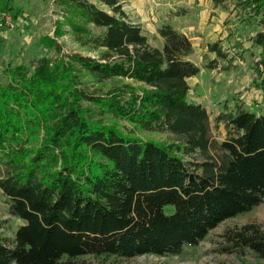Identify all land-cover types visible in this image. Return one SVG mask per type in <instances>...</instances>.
<instances>
[{"label":"trees","instance_id":"16d2710c","mask_svg":"<svg viewBox=\"0 0 264 264\" xmlns=\"http://www.w3.org/2000/svg\"><path fill=\"white\" fill-rule=\"evenodd\" d=\"M122 1L53 0L58 18L44 47L55 55L1 70L0 191L23 223L0 235V264L179 255L264 198V0H230L255 27L253 81L263 94L254 109L236 103L214 117L226 134L220 141L210 137L205 107L188 99L187 79L201 70L188 59L190 38L164 21L162 47L152 46ZM62 35L92 56L64 53ZM208 50L227 58L216 42ZM222 237L220 252L264 260L258 224L228 227Z\"/></svg>","mask_w":264,"mask_h":264},{"label":"rangeland","instance_id":"374dc122","mask_svg":"<svg viewBox=\"0 0 264 264\" xmlns=\"http://www.w3.org/2000/svg\"><path fill=\"white\" fill-rule=\"evenodd\" d=\"M232 5L230 0L218 7H214L211 0L122 1L130 19L146 23H154L152 15L162 18L167 10H176L180 14L172 25L190 38L193 46L191 59L201 67L200 72L187 81L190 87L188 99L205 107L209 115L210 137L218 141L226 134L223 125H215L214 117L222 111L232 110L236 103L254 109L255 105L261 104L263 94L253 81L256 78L253 67L259 58V48L250 42L255 27L245 24ZM2 12L10 14L12 24L0 26V80L3 79L1 70L7 63L29 64L41 56L55 55L53 49L44 47V38L54 37V23L58 18L54 13L53 0H0V14ZM56 39L62 44L64 53L79 52L92 56L91 52L77 48L68 35ZM215 42L227 54L226 59L218 58L208 50V44ZM149 43L152 46L158 44L154 37H150ZM157 47H162V41ZM210 60H216L211 70L205 67ZM111 84L112 81H106L103 89ZM118 123L122 129L130 128V124L122 120ZM140 134L154 140H174L166 131H144ZM171 210V206L166 207L167 212ZM21 223L23 221L8 212L5 197L0 191V235L11 237ZM246 223L258 224L264 231V198L250 211L221 222L198 245L186 247L179 255L144 254L117 264H264V260L250 251L241 254L218 250L224 242L222 234L226 228ZM91 262L112 264L98 260Z\"/></svg>","mask_w":264,"mask_h":264},{"label":"crops","instance_id":"0c3cea01","mask_svg":"<svg viewBox=\"0 0 264 264\" xmlns=\"http://www.w3.org/2000/svg\"><path fill=\"white\" fill-rule=\"evenodd\" d=\"M124 9V8H123ZM176 10H167V12L165 13V15L162 17V18H159V17H155V16H153L152 15V17H151V19L154 21V23H146V22H143L142 20L140 21V20H138V19H134V18H132L131 20L133 21V22H136V23H139L140 25H141V27H142V30H143V32H144V34L147 36V38H148V42L150 41V37L152 38V37H154L156 40H157V42H158V44L162 41V38L158 35V33H157V29H158V27H159V25L162 23V22H164V21H168V22H170L171 24H172V22H173V20H175L176 18H179V16H175V15H173V12H175ZM126 13H127V11H126ZM147 15H148V13H147ZM129 16V15H128ZM129 18H130V16H129ZM146 24V25H145ZM175 27V26H174ZM176 28V27H175ZM177 30H179L178 28H176ZM179 31H181V32H183L184 34H186L184 31H182V30H179ZM158 44H156V45H153V46H158ZM192 54V53H191ZM191 54L190 55H188V59H190L191 61H192V59H191ZM193 62V61H192ZM191 78H193V77H190V78H188V79H191ZM188 79H187V81H188Z\"/></svg>","mask_w":264,"mask_h":264},{"label":"built area","instance_id":"2783aa9c","mask_svg":"<svg viewBox=\"0 0 264 264\" xmlns=\"http://www.w3.org/2000/svg\"><path fill=\"white\" fill-rule=\"evenodd\" d=\"M11 24H12V18L10 14H8L7 12H2L0 14V26L11 25Z\"/></svg>","mask_w":264,"mask_h":264}]
</instances>
